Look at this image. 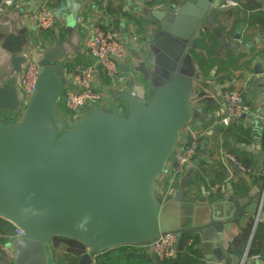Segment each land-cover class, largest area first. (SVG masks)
Segmentation results:
<instances>
[{
	"label": "water",
	"instance_id": "obj_1",
	"mask_svg": "<svg viewBox=\"0 0 264 264\" xmlns=\"http://www.w3.org/2000/svg\"><path fill=\"white\" fill-rule=\"evenodd\" d=\"M223 9L221 0H185L179 11L152 14L158 24L129 70L131 91L118 94L127 110L94 107L68 129L57 103L69 84L61 62L73 40L36 53L40 73L21 119L0 118V218L23 230L7 243L15 264H64L55 259V237L84 244L78 264H96L98 252L126 244L151 249L169 231L178 244L187 230L219 255L224 228L243 214L256 216L255 194L247 206L228 199L222 208L184 202V189L168 201L156 194L182 130L202 118L191 103L202 74L190 50L205 29L220 35L215 16ZM15 23L0 15V112H17L25 101L19 77L31 45Z\"/></svg>",
	"mask_w": 264,
	"mask_h": 264
},
{
	"label": "crops",
	"instance_id": "obj_2",
	"mask_svg": "<svg viewBox=\"0 0 264 264\" xmlns=\"http://www.w3.org/2000/svg\"><path fill=\"white\" fill-rule=\"evenodd\" d=\"M184 1L153 0L143 3L140 0H57V25L45 34L47 43L42 50L71 38V51L63 63L71 61L73 66L89 65L93 58L85 40L90 28L102 24L114 31L127 45V52L119 61L126 80L118 85L108 75L101 73L95 84L105 97L97 107L114 112L127 110L128 103L119 99L118 94L131 91L128 83L129 70L136 63L141 41L145 37H153L154 25L158 23L156 19L149 21L148 18L164 11H179ZM234 1L238 6L223 7L225 0H221V7L224 9L215 16V22L222 28L220 35L214 30L205 29L197 40L196 47L190 50L202 74L201 79L195 81L191 103L201 108L202 118L195 119L196 122L185 127L182 132L185 134L190 131L195 134L200 140V148L181 176L175 173L174 161H168L156 189L157 196L164 201L176 197L180 189L185 190L184 202L195 204L203 199L202 203L205 205L216 203L219 208L228 199L241 200L243 206H247L252 202L251 194L261 197L264 182V27L249 21V17L250 13L264 11V0ZM37 6L38 0H15L4 13L6 18L15 19L16 30L25 32L30 45L34 43L37 34ZM214 38L219 46L214 45ZM204 44L208 47L204 48ZM66 76L70 82L67 67ZM229 89H240L243 92V100L249 111L239 123L223 126L219 120L225 112L224 94ZM23 110L24 107L21 106L17 112L2 111L0 118L19 121ZM227 153L246 162L252 172L244 173L226 163L223 155ZM226 177H229L226 192L215 191L214 185ZM246 198L249 200L246 201ZM251 220L254 225L255 217L243 214L233 220L229 228H224L221 233L222 251L219 255L203 249L196 233L199 238L197 247L206 264H239L242 257L229 252V243ZM7 243L1 244V249ZM52 247L55 259L67 264L63 255L68 246H55L52 242ZM6 250L4 257H0V263L15 264L13 251L8 247ZM84 253L86 250L81 255ZM254 261L264 264L263 258Z\"/></svg>",
	"mask_w": 264,
	"mask_h": 264
},
{
	"label": "built area",
	"instance_id": "obj_3",
	"mask_svg": "<svg viewBox=\"0 0 264 264\" xmlns=\"http://www.w3.org/2000/svg\"><path fill=\"white\" fill-rule=\"evenodd\" d=\"M14 1L15 0H2L0 3V15H4L7 8L14 4ZM140 1L149 3L153 0ZM56 2L57 0H38L37 10L35 11L37 34L34 43L27 50L28 60L19 77V86L25 94L23 107L31 100L36 90L40 73V66L35 59V55L37 52L44 49L47 43L44 38L45 34L53 30L57 25ZM226 6H238V3L234 0H225L223 7ZM85 45L93 61L87 66L76 65L69 84L64 86V97L62 101L65 110L59 111V113L65 121V129L70 128L78 119L88 114L89 111L97 107L104 99V93L98 90L95 84L97 77H99L101 73L108 75L111 80L118 85L123 84L126 80L121 71L119 61L126 54L127 45L114 31L104 27L102 24H96L90 28L89 36L85 40ZM224 103L225 112L219 120V123L223 126L239 123L249 111V107L245 105L243 100V92L240 89L227 90L224 94ZM199 148L200 140L195 134L190 131L185 134L181 132V137L173 153L176 162L174 167L176 175L181 176L184 173L187 164L197 155ZM223 159L226 163L231 164L244 173L252 172L251 167L247 166L232 153L223 155ZM228 181L229 177H226L222 182L215 184L213 189L220 193H225ZM260 199L259 208L255 216V222L257 224L264 215V182ZM22 235L23 230L17 228L15 235L9 242L12 243ZM176 241L177 234L175 232L169 231L162 233L158 241L152 245V252L161 260L173 258L177 253ZM191 243L192 240H189L188 244ZM6 248L7 246H4L2 249L3 253ZM249 249L250 245H247L239 264H245L249 259L258 260L261 258L260 254H254L249 258ZM0 255H2V253ZM95 257L96 256H94V259ZM7 260H9V255Z\"/></svg>",
	"mask_w": 264,
	"mask_h": 264
},
{
	"label": "trees",
	"instance_id": "obj_4",
	"mask_svg": "<svg viewBox=\"0 0 264 264\" xmlns=\"http://www.w3.org/2000/svg\"><path fill=\"white\" fill-rule=\"evenodd\" d=\"M249 21L256 22L260 26L264 27V11H256L250 13ZM204 39V38H202ZM205 40V39H204ZM214 45L219 46L216 38L213 39ZM207 44H204V48H207ZM201 56V55H200ZM204 59V58H203ZM204 61V60H203ZM69 71L73 67L71 61L63 64ZM87 66V65H82ZM58 110L64 111V104L58 103ZM196 120H193L189 125H192ZM230 126V125H229ZM173 160L175 165V159L172 155L170 160ZM169 160V161H170ZM249 166L246 162H244ZM175 167V166H174ZM253 227V220H251L246 227H244L238 235H236L229 243V252H234L238 256L242 257L245 247L247 246ZM15 227L11 222L0 218V257H4V253L1 249V244H6L16 232ZM192 240L191 244L188 241ZM54 245L66 244L68 246L64 257L67 260V264H77L78 257L86 250V246L76 240L65 239L61 237H55L53 239ZM199 238L193 231H184L179 243L177 244L176 256L170 259L161 260L154 258L150 248L141 244H126L113 247L108 250L98 252L95 260L96 264H206L205 258L199 248L197 247ZM264 222H258L254 235L250 244L249 255L250 258L254 254H260L264 259ZM13 264V263H12ZM245 264H258L256 261L249 259Z\"/></svg>",
	"mask_w": 264,
	"mask_h": 264
},
{
	"label": "rangeland",
	"instance_id": "obj_5",
	"mask_svg": "<svg viewBox=\"0 0 264 264\" xmlns=\"http://www.w3.org/2000/svg\"><path fill=\"white\" fill-rule=\"evenodd\" d=\"M63 62H64V60L61 62L62 65L64 64ZM74 67H75V66H73L72 69L70 70V78L73 77V70H74ZM63 97H64V91H63V93H62V95H61V98H60V100H59L58 103H63V101H62ZM58 103H57V104H58ZM98 105H100V104H98ZM57 108H59L58 105H57ZM83 117H84V116H83Z\"/></svg>",
	"mask_w": 264,
	"mask_h": 264
}]
</instances>
